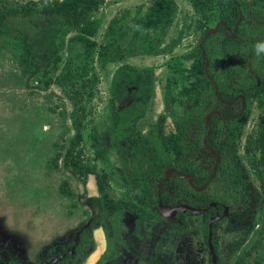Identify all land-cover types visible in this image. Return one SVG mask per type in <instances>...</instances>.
I'll use <instances>...</instances> for the list:
<instances>
[{"label": "rangeland", "instance_id": "374dc122", "mask_svg": "<svg viewBox=\"0 0 264 264\" xmlns=\"http://www.w3.org/2000/svg\"><path fill=\"white\" fill-rule=\"evenodd\" d=\"M7 1L24 3L40 0ZM174 1L177 4L176 14L169 23H161L163 39L153 53H145L147 47L143 41L127 34L120 44L121 49L129 50V56L123 61L102 66L94 63L99 81L95 97L85 102L83 161H87L96 174L101 175L108 183L109 187L102 202L98 201L99 193L93 175L82 178L71 174V170L63 166L64 149L74 136L70 116L71 103L64 98L63 92L54 83L50 82L49 86L43 89L42 82L48 80V76L41 71L30 80L32 87L41 85L38 93L32 95L30 90L24 87L12 88L14 83L3 77L7 71H13L15 66L4 59V54L0 52L1 256H8L20 264H68L67 261L71 264H91L103 249L101 227L109 242L114 241L115 234L117 239L121 236L124 240H132L138 233L140 236L145 235L139 239L140 244L132 241L131 244L122 245L123 249L117 242H112L117 250V264H141L152 259L156 241L168 233L172 234L171 237L175 240L169 248V254L172 252L169 260H173V256L177 255L176 258H182L186 262L190 256L198 255L201 250L199 243H193L185 234L186 224L180 216L169 221L159 214L153 216L150 211L151 203L140 199L142 196L137 189V180L127 176L126 149L119 154L110 146L109 140L113 131L109 83L114 70L123 64L140 70L146 69L152 84L151 95L145 101L141 115L128 123L125 133H139L153 141L154 126L162 117V134L165 137L175 134L176 126L191 109V105L184 107L178 102H174L168 110L165 105L167 81L170 78L177 79L170 89L173 94L178 93L184 83L191 82V79L171 76V62L173 63L174 58L192 54L203 31L200 26L201 16L191 8L188 0ZM244 1L246 4L243 6V13L248 18L246 25L252 26L257 22V14L253 16L249 6L253 1ZM153 2L154 0H105L94 17L98 23L90 40L96 44L97 49L104 43L113 44L112 40L105 36L109 22L119 18L122 24L131 26L133 18L148 14ZM260 7L264 8V5ZM217 22L209 26L214 27ZM146 30L154 35L152 28ZM248 37L252 40L257 38L248 35L237 40L242 42ZM134 50H138V53L131 54ZM192 62V57L186 58L183 66L190 68ZM188 70L186 69L183 76H186ZM254 102L249 101L247 119L240 127V142L258 129L262 109ZM208 104L211 106L210 111H215L214 103L210 101ZM93 129L101 139L100 157H96L89 140V133ZM54 143L61 147L55 149ZM56 154H60L57 168L48 164ZM163 155L167 157V154ZM235 158L250 190L251 199L238 203L234 209H228L229 229L243 230L245 233L240 247L230 252L228 264H234L236 256L243 253H250L245 264H264V206L258 190L259 184L249 167L248 156L243 148L236 149ZM145 172L147 164H144L142 173ZM65 181L68 183L70 194L62 195L59 188ZM122 198L124 202L132 201L144 214L138 216L130 212L131 210L123 213L119 222L123 223L124 230H118L113 213L116 202ZM94 229L96 230L92 238L89 232ZM146 230H149V235H146ZM93 248V255L83 263V258ZM51 249L54 252L48 257L46 251ZM163 250H168L166 242ZM198 262L201 264L202 258Z\"/></svg>", "mask_w": 264, "mask_h": 264}, {"label": "trees", "instance_id": "16d2710c", "mask_svg": "<svg viewBox=\"0 0 264 264\" xmlns=\"http://www.w3.org/2000/svg\"><path fill=\"white\" fill-rule=\"evenodd\" d=\"M252 1L249 6L252 9L251 14H257V22L247 26L248 18L243 13V6L246 4L244 0H188L191 8L201 16L200 26L203 31L195 51L174 58L170 64V71H173L171 76L191 79V82L184 83L176 94L170 89L177 79L170 78L167 81L166 109L168 110L174 102L184 107L191 105L186 117L176 126L177 133L166 137L162 134V117L154 126V144H151L146 136L125 133L129 121L141 115L144 103L151 95L152 84L146 69L140 70L123 64L114 70L110 87L113 129L110 143L120 152L123 149L121 142L127 146L128 155L132 160L129 175L133 180H138L139 183L144 179L137 169L136 158L153 164L147 174L148 179H154L162 166L164 167L158 158L163 154H175L182 159L186 157L189 169H192L199 154L210 156L202 146L205 139L206 144L220 156L221 163L217 165L214 177L207 172V166L201 176L216 187L222 184L226 192H234L235 186L239 189L244 187L233 159L235 144L232 139H238V126L246 120L248 110L246 108L241 112V101L238 98L236 102L241 114L238 118H232L233 112L227 105L235 101L236 94H240L244 96L245 101L253 97L259 109H262L257 131L247 135L243 146L250 167L259 181L262 190L261 203L264 205V64L258 62L253 54L255 41L264 39V8L260 7L264 5V0ZM104 3L105 0H40L24 3L0 0V52L4 54V59L15 66L11 68L13 71H7L3 78L14 83L12 88L24 87L33 95L41 90V85L32 87L30 80L41 71L48 76V80L42 82L43 89L47 88L50 82L61 89L64 98L72 105L70 116L74 130V136L64 149L63 166L70 169L71 174L82 178L95 174L97 189L103 194L106 182L87 161H83L85 102L95 97L99 81L94 63L102 66L123 61L129 56V50L121 49L120 44L127 34L143 41L147 47L145 53H153L163 39L161 23H169L177 11L174 0H154L148 14L133 18L131 26H125L119 18H114L109 22L105 35L113 44L104 43L97 49L90 38L94 36L98 23L94 17ZM216 21L220 22L216 33L205 37L208 30L214 28L209 25ZM146 28H152L154 35L147 32ZM230 35H233V38H230ZM248 35L257 38L252 40L248 37L238 42L239 37ZM134 53H138V50L131 52ZM191 57V67L185 68L183 61ZM186 69L189 70L186 76H183ZM129 98L136 100L125 104L124 101ZM210 101L216 104V109H220L218 113L210 115L205 124V117L211 112V106L208 104ZM120 104L122 108L118 109ZM91 131V146L96 157H100V136L95 129ZM221 135L224 136L223 141L219 139ZM53 147L57 149L61 146L54 143ZM59 156L60 154H56L48 164L57 168ZM182 159L179 160L180 166ZM59 192L62 195L70 194L66 181L60 185ZM191 193L196 194L194 191ZM211 194H197L202 195V203L197 206L206 208L210 202H218L217 207L209 208L201 215L203 218H216L217 211L221 214L224 210L222 195L217 194V199L214 197L216 193L214 196ZM122 203H118L121 208Z\"/></svg>", "mask_w": 264, "mask_h": 264}, {"label": "flooded vegetation", "instance_id": "af4514ba", "mask_svg": "<svg viewBox=\"0 0 264 264\" xmlns=\"http://www.w3.org/2000/svg\"><path fill=\"white\" fill-rule=\"evenodd\" d=\"M217 23H219L220 25V22H217ZM211 30H208V32ZM229 37L233 38V35H230ZM111 82H112V77H111ZM111 82L109 83V87H111ZM214 87H215V94H217L216 93L217 85L215 84ZM238 98L241 101V106H242L241 112H243L246 108L247 110L249 109V101L251 100L255 101L253 97H249V99L245 101L244 96L240 94H236L235 101L227 104L228 106L231 107V110L233 112L232 118L233 117L238 118L240 117V114H241V112L239 111V104L236 102ZM131 100L134 101L136 99L129 98L124 102L125 104H127V103H130ZM254 103H256L258 107L257 101H255ZM213 106H214L213 108L215 109V111L209 112L206 115V117L209 118L210 115H212L213 113H216L220 109V108L216 109V104ZM118 107H119L118 109H121L122 104L118 105ZM206 117H205V120H206ZM131 121H129V123ZM245 121L238 126L239 130H240L241 125H244ZM205 124H207V120L205 121ZM207 135H209V132H207ZM222 135L219 138L221 141L224 140L223 139L224 136ZM239 138L240 137L238 136V139H235V137H233L232 139L233 144H235V147L233 150V159L236 165L237 172L239 170L238 169L239 166L237 165L238 160L237 158H235L236 149L239 150L240 148H243L244 150V146L242 145H244V142H245V139L243 142H240ZM150 143L154 144V140L150 141ZM202 144H203L202 145L203 148L210 153V156L208 157L206 154L205 155L199 154L197 158L198 161L196 162V164L193 166L192 169H189V164H188L186 157L182 159L180 156L175 155V154H167L166 155L167 157H164V155L158 156V158L160 159L164 167L162 166V168L158 171L154 179L147 178V174L150 172V168L151 166H153V164H151V162L149 161L141 160L140 158L135 159V163L137 164V169L138 171L141 172L140 174L142 175V177H144V179H141V182L139 183L137 180V184H138L137 189L140 192V196H142L140 199L144 200L145 202L151 203L152 206H151L150 211L153 214V216L159 214L160 217H162L166 221H169L171 219H174L175 217L180 216V218L186 224L185 234L189 236V238H191V241L193 243L195 241L199 243V246L201 249L199 250L198 255L196 254L194 256L193 255L190 256L187 259L188 262L187 261L185 262L184 260H182V258H176L177 255L173 256V260H169L170 256L172 255V252L171 254H169V251H170L169 248L173 246V243L175 240H174V237H171L172 234L168 233L166 235L160 236V239L156 241L154 248H153L154 255L152 259L146 260L144 263H141V264H199L198 260L200 258H202L201 264H228V258L230 256V252L233 249H238L240 245L243 243V240L245 238L244 231L229 229V226L227 225L228 214H229L228 209L237 207L238 203L250 201L251 199L250 190L247 187L246 182L243 179L242 173H240V171H239V174L241 175V180L244 182L245 186L244 187L241 186L242 188L240 189L238 188V186H235L234 192L232 193L230 190L226 192L225 187L222 184L216 187L215 184L213 183L210 184V181L208 179L202 177L201 174L205 172V166H207L208 168L207 172L209 174H212V176L214 177L216 175V167L218 164L221 163L220 156H218L216 152L206 144L205 139H203ZM121 145L123 146V149L121 150L122 153H123V150L126 149L125 159L128 160L127 176L131 178V176L129 175V171L131 170V167H132V160L128 155L127 146L123 142H121ZM110 146L114 148L111 145V143H110ZM114 150L118 152L119 154H121V152L117 150L116 148H114ZM169 156H170V159H169ZM211 157L213 158V160H211ZM180 159L183 160L181 166L179 165ZM144 164H147V172H145L146 174L142 173L144 169ZM251 171L253 175L255 176V172L252 169ZM88 175H93L96 181L95 174H88ZM255 179L257 180L259 184V181L256 176H255ZM106 184L107 186L105 188V193L109 187L107 182ZM96 189H97V186H96ZM258 190L260 191L261 196H262V190L260 186ZM191 191H194V193L196 194H192ZM216 191L219 193H217ZM97 192L99 193L98 201L102 202L103 198L105 197V193L104 194L100 193L98 189H97ZM208 192L212 193L211 194L212 196L215 195L214 197H217V199H219V196L222 195V198L224 199V201L222 199V205H225L224 210L221 214H219V211H217L216 218H214L213 216L211 217L208 216L207 218H203L201 217V215L204 214L209 208L217 207L218 206L217 201L210 202L206 208L197 206V204L202 203V198H201L202 195L197 196V194H204L207 196ZM177 196H180V198H178ZM119 202H123L121 205L123 209L118 204ZM161 208L164 210V212L161 211ZM129 210H131L130 212L136 213L138 216L144 214V212L140 210L139 208H137V206L134 205L132 201L124 202L123 198L118 200L116 202L115 210L113 213V218L117 220V222L115 223V226L117 227L118 230H124L123 223L119 222V218L121 217L123 213L125 214V212ZM221 221L222 223L220 224ZM95 230L96 229L89 232V234L91 233L92 238L94 236ZM100 231L102 232V237H103V242H104L103 249L101 252L98 253V255L95 256V259L93 260L91 264H117L119 262V260L116 259L117 250L115 249L112 242H117V244H119V247H121L122 245L125 246L127 243L131 244L132 241L139 243L140 242L139 239L145 236V235L140 236L138 233L137 235H135V237L132 238V240H128L129 238L124 240V238H122L121 236L117 239V236L115 234L114 241L109 242V240L105 238L104 230L102 227ZM241 231H243V233H240ZM145 232H146V235L150 234L149 230H146ZM127 241H130V242H127ZM165 242L168 248L167 251L163 250ZM121 248L123 249V247ZM53 252L54 250L51 249V250L46 251V254L48 257H50ZM93 253H94V248L90 253H88L83 258L82 260L83 263L84 261L89 260L90 257L93 255ZM249 256H250V253H246V254L243 253V254L236 256L234 264H245ZM77 259L79 258L77 257ZM140 261L143 262V260H140ZM67 263L71 264V262L69 261H67ZM0 264H20V263L15 262L8 256L3 257L0 255Z\"/></svg>", "mask_w": 264, "mask_h": 264}, {"label": "clouds", "instance_id": "9594fccd", "mask_svg": "<svg viewBox=\"0 0 264 264\" xmlns=\"http://www.w3.org/2000/svg\"><path fill=\"white\" fill-rule=\"evenodd\" d=\"M253 54L258 62H264V39L255 41L253 45Z\"/></svg>", "mask_w": 264, "mask_h": 264}, {"label": "water", "instance_id": "95a60500", "mask_svg": "<svg viewBox=\"0 0 264 264\" xmlns=\"http://www.w3.org/2000/svg\"><path fill=\"white\" fill-rule=\"evenodd\" d=\"M218 26H219V23L216 24V26L214 27L213 30L207 32V34H206L205 37H207L209 34H214V33H216V30H217ZM207 119H208V117H206V120H207ZM161 211L164 212V210H163L162 208H161Z\"/></svg>", "mask_w": 264, "mask_h": 264}]
</instances>
